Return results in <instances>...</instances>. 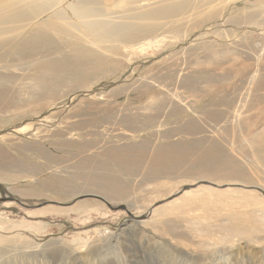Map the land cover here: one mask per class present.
Wrapping results in <instances>:
<instances>
[{"label":"rangeland","instance_id":"rangeland-1","mask_svg":"<svg viewBox=\"0 0 264 264\" xmlns=\"http://www.w3.org/2000/svg\"><path fill=\"white\" fill-rule=\"evenodd\" d=\"M181 1L184 11L146 39L161 40L156 46L100 43L104 68L48 94L34 95L28 64L40 59L6 47L0 161L10 178L0 181V264H264V195L255 189L264 191V145L253 142L264 135V0ZM116 3L102 0V13L135 6ZM9 98L16 105L4 108ZM216 145L246 182L194 179L198 153ZM173 152L179 165L153 174L164 164L157 155ZM101 178L119 184L121 201L94 193ZM199 181L214 186L167 200Z\"/></svg>","mask_w":264,"mask_h":264},{"label":"bare ground","instance_id":"bare-ground-1","mask_svg":"<svg viewBox=\"0 0 264 264\" xmlns=\"http://www.w3.org/2000/svg\"><path fill=\"white\" fill-rule=\"evenodd\" d=\"M65 1L66 4L61 6ZM113 1L117 2L116 4L124 1L135 6L125 15L105 16L100 7L102 0H0V58L6 47L16 51L17 57L21 60L37 56L40 61L28 64L37 73L34 78L36 82L34 87L37 89L34 95L48 94L60 83L72 81L80 84L88 75L104 68L107 64L106 56L96 48L100 43L118 42L126 44L125 46L138 45L136 48L140 50L144 46L149 47L150 44L156 46L155 44L161 40L146 39L161 28L164 18L176 15L188 6V2L181 0ZM141 2L144 5L138 7ZM52 33L59 34L63 45L69 48V54L60 52ZM56 54H59V57L55 56ZM5 77L0 74V80L6 79ZM3 85L1 86L0 83V98L9 93L5 91ZM5 100L7 103L3 106L4 108L7 105H16L15 99ZM253 142L263 146L264 135L255 138ZM181 152L184 154L188 151L185 152L182 149ZM173 154V157L171 155L168 157L166 153L157 155L164 164L156 163V167L151 170L152 173L161 174L164 171L165 174L179 165L178 154L176 152ZM183 156L181 155V158ZM230 162L227 157L222 156L217 145L214 148L205 149L198 153L192 164L193 177L196 181L210 179L218 184H233L234 182H229L233 179L246 182L237 177L240 176L242 168L237 164L230 165ZM9 165L7 162L0 161V181H9L10 173L7 171L10 169ZM216 172H222V177L214 176ZM110 180L109 178L108 181L104 178L92 180V183L99 188L94 193L101 194L112 202L121 201L123 191L117 187L119 185L117 182H110ZM61 184L63 183H59L57 191L59 195H63L66 189ZM48 187L54 188L51 183ZM88 202L97 208L100 206V203L95 201ZM162 207L154 210V214L163 212L167 208ZM238 221L241 222L240 218ZM167 229L162 228L163 231ZM231 229L240 233H251L255 230L252 226L241 227L238 224H232Z\"/></svg>","mask_w":264,"mask_h":264},{"label":"water","instance_id":"water-1","mask_svg":"<svg viewBox=\"0 0 264 264\" xmlns=\"http://www.w3.org/2000/svg\"><path fill=\"white\" fill-rule=\"evenodd\" d=\"M199 184H206V185L214 186V184H211L210 182L199 181V182H197V183H195V184L188 185V186H184L181 190H179L176 194L170 196L167 200L172 199L173 197H176V196H178L179 194H181L183 191H185V190H187V189H189V188L195 187V186H197V185H199ZM233 186H241V185H233ZM220 187H222V186H220ZM254 188H255V187H254ZM255 189L258 190V191H260V192L264 195V191H263L262 189H260V188H255Z\"/></svg>","mask_w":264,"mask_h":264}]
</instances>
